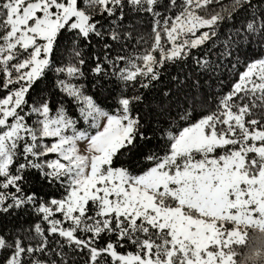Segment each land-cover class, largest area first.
Returning a JSON list of instances; mask_svg holds the SVG:
<instances>
[{
	"label": "snow or ice",
	"instance_id": "6c2138e0",
	"mask_svg": "<svg viewBox=\"0 0 264 264\" xmlns=\"http://www.w3.org/2000/svg\"><path fill=\"white\" fill-rule=\"evenodd\" d=\"M129 13L153 18L154 44L122 56L114 45L132 39ZM65 39L67 63L59 56ZM94 40L92 72L122 85L115 112L74 82L85 78L79 45ZM210 41L230 71L244 70L214 107L168 131L163 154L149 150L151 165L135 174L130 164L151 137L135 114L144 96L125 90L155 88L166 64L189 57L215 71L221 65L193 54ZM50 72L66 77L58 86L81 105L87 128L63 104L29 98ZM34 174L61 198L32 190ZM30 215L39 221L25 226ZM7 218L20 223L0 228V264H238L248 230L264 231V0H0V220Z\"/></svg>",
	"mask_w": 264,
	"mask_h": 264
},
{
	"label": "trees",
	"instance_id": "16d2710c",
	"mask_svg": "<svg viewBox=\"0 0 264 264\" xmlns=\"http://www.w3.org/2000/svg\"><path fill=\"white\" fill-rule=\"evenodd\" d=\"M130 23L132 28V39L125 40L122 45H114L119 49V55H135L143 52V49H148L153 41L154 33L153 18L145 14L129 13ZM231 24L222 26L223 32L226 27ZM147 37L148 44L141 47L139 42L140 36ZM113 43L112 41H108ZM97 42L93 41V46H89L83 42L79 45L83 48L84 57L87 63L84 65L85 78L76 81L78 84L84 85V92L86 95L91 96L97 103H99L106 111L115 112V98L120 95V83L116 80L115 76L101 78L92 72L95 66V61L89 58V54H98L99 48L96 46ZM211 41L201 49H194L193 54L199 55L204 58L205 54L210 62L221 65L215 71L205 72L197 66L192 57L184 61L182 64H166L164 69H161V82L156 84V87L150 90H144L137 87H130L125 90V95L132 96L135 94H142L144 102L135 107V114L141 118L144 123V130L149 137L150 141L147 142L146 148H141L136 154V159L130 164V170L135 174H142L151 165V161L146 158V153L149 150L155 152L157 155H162L166 150L167 145V132L172 131L174 134L182 130L183 127L189 126L193 122V117L198 118L202 113H206L209 107H214L215 100L213 99L216 94H223L230 90L233 82L238 79L239 72L244 68L241 66L236 72L230 71L231 65L227 59H221L219 56L222 50L221 46L212 48L209 51ZM116 55V52L112 53ZM64 63L71 59V43L69 39H65L63 46L59 53ZM57 66H62L58 63ZM120 67H124L121 63ZM61 77L56 73H48L47 78L43 84L35 87L34 93L30 95V99L36 96H43L47 98L53 108H58L61 104L69 111L72 118L79 120V127L81 126V117L79 113V104L72 98L67 97L58 88V79ZM176 78V79H174ZM182 81L183 83H179ZM199 81L197 85L196 82ZM223 82V83H221ZM168 93V95H164ZM205 98L208 104L201 108V104ZM195 106V112L192 117L184 120L181 119L186 112H192ZM142 144L145 142H141ZM125 166H129V157L123 158ZM34 186L32 190L41 192L45 199L52 197L61 198V192L57 188L49 187L39 181L38 174L33 175ZM39 218L35 215L25 217L23 223L28 226L34 222H38ZM19 221L13 218L0 220V228L11 231L14 226L19 225ZM132 251L133 249H128ZM42 259L45 257H41Z\"/></svg>",
	"mask_w": 264,
	"mask_h": 264
},
{
	"label": "clouds",
	"instance_id": "9594fccd",
	"mask_svg": "<svg viewBox=\"0 0 264 264\" xmlns=\"http://www.w3.org/2000/svg\"><path fill=\"white\" fill-rule=\"evenodd\" d=\"M238 264H264V231L248 230L246 245L237 249Z\"/></svg>",
	"mask_w": 264,
	"mask_h": 264
},
{
	"label": "rangeland",
	"instance_id": "374dc122",
	"mask_svg": "<svg viewBox=\"0 0 264 264\" xmlns=\"http://www.w3.org/2000/svg\"><path fill=\"white\" fill-rule=\"evenodd\" d=\"M222 3H224L225 5H227L228 3H229V0H222ZM214 7H217L218 8V5H216V6H214ZM147 39V37H146V35L145 36H143V35H141L140 36V38H139V42L142 44L141 45V47H145L147 44H148V40H146ZM162 43H165V45H166V47H170V45H168V44H166V37H162ZM153 44H154V37H153V41H152V44H151V46L148 48V49H150V48H152V46H153ZM143 52H144V49H143ZM142 53V52H141ZM156 55L159 57V54L158 53H156ZM66 77H61L60 79H65ZM75 83H76V81H74ZM58 88H59V90H60V87L58 86ZM60 92H62L61 90H60ZM64 95H66L64 92H62ZM70 98V97H69ZM81 107V105L79 106V108ZM81 129L83 130L84 128H87L88 127V125L86 124V123H84V121H83V118L81 117ZM78 127H79V125H78Z\"/></svg>",
	"mask_w": 264,
	"mask_h": 264
}]
</instances>
